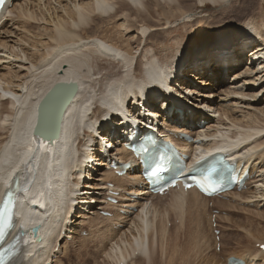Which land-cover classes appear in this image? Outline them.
<instances>
[{"label":"bare ground","instance_id":"bare-ground-1","mask_svg":"<svg viewBox=\"0 0 264 264\" xmlns=\"http://www.w3.org/2000/svg\"><path fill=\"white\" fill-rule=\"evenodd\" d=\"M18 1L8 0L5 11L0 16V52H8L11 55L9 58L14 62L13 68H7V66V69L0 70V192L7 179L13 173L19 172L24 179L25 188L18 205L22 209L25 208L28 213L21 217L16 231L18 232L20 227L29 228L38 225L37 235L31 234V228L23 234L28 250L25 261L21 264H52L56 256L54 248L58 245V251L60 248L64 252L70 251L71 243L65 242L62 247L59 244L63 243L64 239H70L73 243L75 240L73 235L77 237L83 231L87 233V237H79L81 245L74 254L78 257L90 252L86 247V243L90 242L96 247L93 255L98 256L96 258L100 257L102 264H135L137 255L143 258L146 264H150L152 255H154L156 238L159 237L161 240L167 233L166 226L171 212L179 215L181 220V217L183 218L186 214L188 217L190 215V212L183 213L185 205L194 208L200 203L207 205L209 202H214L222 207H233L228 201L209 200L194 190H190L186 194L170 193L169 209L161 210L153 203L154 197H150L143 187L137 172L140 169L133 170L126 177L119 178L106 169L108 158L99 159L91 156L94 161H98L96 167L93 168L94 175L91 176L88 174L89 171H86V166L83 165V158L89 155L86 149L89 148L90 143H93L90 131L98 125L107 128L103 117L108 105L113 103V95H124L123 99H119L122 105L130 104L132 99L138 98L145 86L150 87L147 89V95L150 97L159 95V92L155 90L157 88L154 76L151 75L153 72H163V78L167 79L180 68L175 78V83L179 84L178 90L183 91L184 94H190L191 99L189 100L196 105V108H204V112L213 110L212 103L208 100L214 94L205 93L206 91L202 90L211 88L214 91L219 90L220 94L245 97V91L259 83L262 86L261 93H263L264 20L259 22V19L264 15L262 5L264 0H260L258 8L253 7V10L245 0H240L241 4L238 6L225 5L228 0H197L199 3L208 2L213 5L224 3L228 10L225 11L223 17L220 16L221 14L217 15V18L208 24L203 31L204 36L199 41L201 44H195L189 51L182 50L181 52L182 44L176 42V54L168 57H163V49L159 47L156 49V47L160 44L165 45L167 35L173 31V24L179 18L188 16L186 14L189 7L185 9L181 3L186 0H46L44 3L49 7L45 9L47 15L41 14L39 18L25 7V4L21 5V2L18 4ZM42 1L36 0L38 3ZM64 1L68 4L63 5ZM236 10L243 11L240 13ZM12 16L14 22L17 19L22 21L20 23H25L17 27L19 30L13 27L15 34L12 33L13 31L3 30L6 26L5 17ZM230 18H233L234 23H240H232L228 26L220 24L223 20ZM10 19L7 20L11 21ZM30 21L49 26L42 24V27H32L31 31L26 28L27 22ZM11 23L12 21L8 26ZM90 25L93 31L90 30ZM16 31L20 35H25V38L14 37L17 35ZM91 31L93 35L88 36L87 34ZM233 31H239V37L233 40L220 39L224 33ZM2 32L5 35L3 42ZM100 32L104 34V37L99 35ZM126 32H128L127 35H125ZM132 32H136V37L129 40ZM124 37L126 39H123ZM155 38L156 40H153ZM255 41L259 42L252 43L251 46L254 48L256 45V47L244 55L245 49L249 46L248 43ZM199 45L207 47L211 45L215 53L211 55L208 53L207 57L196 54L198 56L194 63L184 64V57L194 49L197 50ZM218 51L221 52L216 54ZM221 54L225 57L221 58ZM254 55H261V57L254 62L251 59ZM242 56L250 60L244 61L243 58L239 61L238 59ZM11 59H8V62H11ZM0 60L4 58L0 57ZM245 62L252 63L250 65L257 62V68H250ZM244 63L247 65L245 69L242 67ZM225 66L230 67L225 68ZM239 67L242 69L237 73L234 71L227 83L228 73L231 72L229 70ZM193 75L205 82L198 79L192 83L188 79ZM58 82H72L77 85L70 104L63 109L59 130L61 139L59 138L58 141L66 138L63 140L65 146L62 147L63 150H67L62 157L63 173L58 171V152L52 151V146L37 142L32 137L38 104L45 93ZM225 86H228L226 91ZM175 93L180 95L177 91ZM2 96L6 97L2 98ZM256 96L258 93L251 98L255 100ZM171 98L172 96L169 95L161 99L166 109L157 110L156 100H153L154 104L149 106L155 114L160 111L158 116L161 117V124L158 129L163 133L172 130L186 131L190 135L197 134L201 140H211L209 143L200 141L199 147L178 142L187 154L197 152L199 157H204L219 147L232 151L236 157L242 158L244 164L256 174L254 182L250 181L246 186L248 187L251 182L260 184L255 186V193H229L223 195V198L252 204L258 211L261 205L264 206V195L262 194L264 191H261L264 188V110H254L257 113H247L239 120H231L234 128L240 127L245 130L238 132L234 138H230L221 133L215 135L219 130L212 131L213 133L208 132L207 125L193 130L196 126L194 122L189 121L192 118L185 114L183 109L182 114L178 113L181 117H177L174 110L177 105L170 100ZM200 103L204 105L199 106ZM169 106H174L172 112L168 109ZM91 107L94 109L87 116ZM132 107L130 112L138 110ZM145 120L151 122L147 118ZM130 134L131 132L126 136ZM115 152L112 154L113 158L126 159L129 155L117 148ZM80 172H85L87 179L79 181ZM259 178L261 180H258ZM107 183L113 184L114 191L119 194L116 198L118 204L113 211H109L112 209L111 205L105 201ZM46 186L52 190L48 196L46 193L49 191L46 190ZM89 193L91 196L88 198L81 197ZM156 200L161 201L162 197H157ZM92 202H95V205L92 206ZM35 205L41 209L31 208ZM98 212H113V214L109 218H103ZM23 213L22 210L18 211L20 215ZM254 213L255 216L264 219V214ZM98 220H102L105 225H98ZM65 221L68 224H65ZM76 228L79 230L76 231ZM251 230L248 228L244 231L248 237L255 239V244H264V226L259 229L251 228ZM61 233L65 236L61 237ZM176 236L178 237V234ZM197 237H199L198 234ZM37 238L41 240L38 241ZM204 238L200 237V242L196 241L195 246L202 245ZM202 249L203 246L200 250ZM228 257L242 259L247 264H264V251L259 249L247 251L243 255L230 254L225 259Z\"/></svg>","mask_w":264,"mask_h":264},{"label":"rangeland","instance_id":"rangeland-1","mask_svg":"<svg viewBox=\"0 0 264 264\" xmlns=\"http://www.w3.org/2000/svg\"><path fill=\"white\" fill-rule=\"evenodd\" d=\"M45 1L46 0H43L41 3H38V2H36V0H26V1L25 0H19L18 4L20 2H21L20 3L21 5H22V3H23V5L25 4L26 5L25 7H27L31 11H33V13L35 15H37V17L39 18V16H41V14L47 15L45 9H47L49 7H47L46 3H44ZM234 1L235 0H228L227 2H225V5L238 6L241 4L240 0H236L235 2ZM245 1L247 4L251 5L250 6L251 9L253 7L256 8L258 6V3L261 2L260 0H245ZM181 3H182V6H185V9H188V7H189V11L186 14L188 16L185 15L186 17L179 18V20H177V22L173 24L172 33L167 35V37H166L167 39L165 40V45L160 44L156 47V49L158 47L160 49H163V51H164L162 53L163 57H165V56L168 57L169 55L174 56L176 54V52H177L176 42H180L182 44L181 52L189 51L193 47V45H195V44L196 45L201 44L199 41L204 36L205 32H203V31H205V28L208 27V24L210 22L214 21V18H217L216 17L217 15L221 14L220 16L223 17L225 15V11L228 10L227 6H224V3H222L221 5H220V3L213 5V4H210L208 2L199 3L197 0H186V1H182ZM65 4H68V2L64 1L63 5H65ZM262 5L264 7V2ZM43 6H45V7H43ZM165 9H168V8H165ZM185 9H183V10H185ZM242 11L243 10H239V11L236 10V12H240V13ZM253 12H256V11H253ZM14 16H15V14H14ZM13 18H14L13 16L9 17V18L5 17L6 26L3 29L4 31H8V32L13 31L12 33H14L15 31L13 29L15 27L17 28V27L23 26L25 24V23H23V24L20 23L22 21H18L17 19H15V22H16L15 23ZM7 19L8 20L10 19L12 21L11 25H9V26H8V24L11 21H8ZM215 20H217V19H215ZM263 20H264V15L261 16V18L259 19V22H263ZM232 23H234L233 18L223 20V22H220V24L226 25V26L231 25ZM239 23L240 22H238V23L236 22L234 24H239ZM12 24H13V26H12ZM42 24H44V23L37 24L36 22L30 21V22H27L26 28L29 30L32 27H36V26L42 27L43 26ZM217 24H218V22H217ZM45 26L48 27L49 25H45ZM90 28H91V25H90ZM33 29H35V28H33ZM200 29H201V32H200ZM17 30H19V28H17ZM90 30L93 31V28H91ZM31 31H32V29H31ZM92 31H91V33L89 32V34H87V35L92 36L93 35ZM3 33L4 32H2V34ZM16 34L17 35H15L14 37H17V39L18 38L20 39L22 37L25 38V35H23V34L20 35V34H18L17 31H16ZM127 34H128V32L125 33V35H127ZM99 35L104 37V34H102V32H100ZM130 36H131V38L129 40H132V37H136V32H132L130 34ZM237 37H239V31H233V32L224 33L220 37V39L233 40V39H236ZM4 38H5V35L4 34L1 35L2 42H3ZM126 38H128V36ZM126 38L124 37L123 39H126ZM9 40H13V39H9ZM153 40H156V38ZM257 43L258 42L255 41L253 44H257ZM251 44H249L250 46L245 49L244 55L249 53L250 51H252L256 47V45H255L253 48V46H251ZM212 46H213V44H212ZM212 46L210 45L209 47H207L204 45H199L197 47V50L194 49L195 51L193 50L192 52H190L189 54H187L184 57V64L193 63L195 61V59L197 58V56L200 54L206 55V57L208 56V53H209V55L214 54L215 52L212 49ZM203 50H204V52H203ZM219 52H221V51H218L216 54H219ZM196 54H198V55H196ZM9 56H11V55L8 52L6 53V51L0 52V57L4 58V60H0V67H1L0 70H2V68L7 69L10 67L11 68L14 67V62H12V59L9 58ZM220 57L222 58L225 56H224V54H221ZM192 58H193V60H192ZM243 58L245 61V59L247 57L242 56L238 60L242 61ZM8 59H11L10 61L12 62V65H11V62H8L9 61ZM9 63L11 66L9 65ZM2 65H3V67H2ZM246 66L247 65H245V63L242 65V67H244V69L246 68ZM242 67L236 68L235 73H237L240 69H242ZM254 69H256V67ZM229 71H231V70H229ZM233 72L234 71L229 73L228 78H230V76ZM260 85L261 84L258 83L257 86L250 88V90H248V91H245V95H246L245 97H242V96H237V97L233 96L232 97L230 95L220 94L219 90L215 89V91H214L211 88H209L207 90H202V91H206L205 93H209V94L213 93L214 94V96L212 98H210V100H208L210 103H212L213 110L205 112L203 119L202 118L200 119V117L198 118V119H200V121H198V122L203 121V124L202 125H196V127H194V130H195V128L207 125L208 132L213 133V132L219 130V131H217V133H215V135H217L218 133H221V134L227 135L230 138H234V136L237 135L238 132H242V130H245V129L240 128V127L234 128L233 124L231 123V120H233V119L239 120L242 117L246 116L247 113H251V112L257 113L256 111H258V110H264V92L261 93L262 86H260ZM227 87L228 86L224 87L225 91L228 89ZM184 89H188V88H184ZM256 93H258V96H256L255 100H253V98H251V96H254V94H256ZM197 99H201V98L197 97ZM208 101H206V103ZM201 104H202V106L204 105L203 103H200L199 106H201ZM185 105L189 106V108L192 111H194L192 113L198 112V110L194 108L193 102H187ZM254 110H256V111H254ZM204 118H206L205 121H204ZM195 120H197V118H195ZM204 141L206 143H208L207 140H204ZM261 178H259L258 180H261ZM251 184L249 185V187L244 192L255 193V186L259 185L260 183L258 182V184H254V183H251ZM260 189H262V188H260ZM261 191H264V188ZM259 192H260V190H259ZM262 194L264 195V192H262ZM169 200H170V198L168 200H162L159 202L154 200L153 203H156L155 204L156 207L161 208V210H162V209H165L162 207H165L167 205V203L169 202ZM221 202H225V201L221 200ZM239 202L240 201H237L236 199H233V201L228 199V203L233 206L232 208H229V206L222 207L221 205L214 204V202H212V203L209 202L207 205L200 203V204L196 205L194 208H191L190 206L185 205V208L183 209V211H185V212H183V213L186 214V213L190 212L189 213L190 215L188 217V214H186V215L183 214V216L184 215L185 216L183 218L181 217V220H180L179 215L173 214L171 212L168 222L171 223L174 219L179 218L178 219V221L180 220L179 223L182 222L183 224L182 223H180L182 225L174 224V226L171 228L166 226L167 233L163 237L164 240L163 239L159 240L160 239L159 237L156 238V241L154 244L155 248L153 251L154 255H152V260H151L152 262L150 264H153V263L154 264H167V261L169 262L168 264H184V263L185 264H200L201 260H202L201 264H205V262H206V264H209L211 262H212L211 264H225V260H226L225 258L230 254H233V255H241L242 254L243 255L247 251L258 249L257 248L258 244H255L256 243L255 239L248 237L244 230L248 229V228L250 230H251V228L259 229V228L264 226V219H262V217L254 215L255 214L254 212L264 214V206L261 205L259 207V210L256 211L255 210L256 208L253 205H251V204L247 205L246 202H244V203L243 202L239 203ZM250 202H253V201H250ZM235 206L237 208H235ZM243 209H245V210H243ZM248 209H250V210H248ZM211 211H218L219 212V215L216 216V219H215V222L217 225V230L220 233L219 234L220 235L219 251L215 250V248H216V244L214 243L215 240L213 239L212 232L209 229L210 227L208 225L207 218L211 214ZM251 211L253 212V214ZM202 215L203 216L205 215V216L203 217ZM97 224L98 225H105V223L102 220H98ZM202 227L204 230L202 229ZM244 227H246V228H244ZM75 230L77 231V230H79V228H76ZM200 232H202V234ZM177 234H178V237L176 236ZM197 234L199 237H197ZM200 234H201V236H200ZM83 235H85V234L81 233L77 237L73 235V237L75 238L73 243L70 240L64 239L63 243H61L59 245H61L60 247H62L65 242L68 244L71 243L70 244V251L64 252L60 248V251L57 252L55 249L54 251H56L55 252L56 256L53 258L54 262L52 264H102V262H101L102 259L100 257L96 258L98 256L93 255L94 251L96 250V247L91 245L90 242L86 243L87 250H88V252L90 251L89 253L81 255L80 257L74 255L77 253V251H78L77 249L80 248L81 244H79L80 243L79 241L81 240V238H85V236H83ZM202 236L205 237L204 238L205 240H202V242H203L202 245L198 244V246H195V245H197L196 241L200 242V239H199L200 237L203 239ZM224 236H225V238H224ZM79 237H81V238H79ZM247 240H249V241H247ZM160 241H161V243H160ZM214 245H215V248L213 249ZM224 245H225V247H224ZM77 246H78V248H77ZM159 246H160V248H159ZM201 246H203L202 251L200 250ZM195 248H196V250H195ZM191 254L193 257L191 256ZM189 256H191V257H189ZM187 257H189L190 260ZM137 258H141V257L137 256L136 259ZM204 258H206V260ZM207 258L210 260H208ZM136 259H135V264H136V262H137V264H146V262L143 260V258L138 259V260H136ZM207 260L209 261V263H207L208 262ZM192 261H194V262L192 263ZM215 262H217V263H215Z\"/></svg>","mask_w":264,"mask_h":264},{"label":"water","instance_id":"water-1","mask_svg":"<svg viewBox=\"0 0 264 264\" xmlns=\"http://www.w3.org/2000/svg\"><path fill=\"white\" fill-rule=\"evenodd\" d=\"M64 85H69V86H71V87L73 88V92H75V91L77 90V85H76L75 83H72V82H70L69 84H65V83H63V82H58V83H56V84H54V85L52 86V89H53V88H56V87L64 86ZM33 232L35 233L36 230H33Z\"/></svg>","mask_w":264,"mask_h":264},{"label":"snow or ice","instance_id":"snow-or-ice-1","mask_svg":"<svg viewBox=\"0 0 264 264\" xmlns=\"http://www.w3.org/2000/svg\"><path fill=\"white\" fill-rule=\"evenodd\" d=\"M3 3H4V0H0V5H3Z\"/></svg>","mask_w":264,"mask_h":264}]
</instances>
